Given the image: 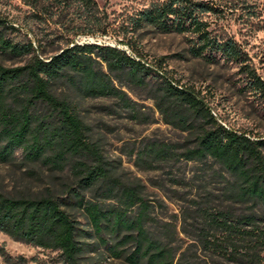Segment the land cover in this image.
I'll use <instances>...</instances> for the list:
<instances>
[{
	"label": "trees",
	"instance_id": "obj_1",
	"mask_svg": "<svg viewBox=\"0 0 264 264\" xmlns=\"http://www.w3.org/2000/svg\"><path fill=\"white\" fill-rule=\"evenodd\" d=\"M62 1L68 7L76 5L93 21L95 30L87 35L106 33L94 0H22L36 11L45 7L44 2ZM214 11L193 0H162L139 12L135 25L191 34L193 57L208 62L220 57L240 65L249 85L264 100V81L245 64L239 45L213 36L202 18ZM16 31L18 27L0 13V54L11 58L34 54L23 66L0 65V166L15 165L21 152V166L39 165L59 173L69 168L72 180L59 190L48 188L40 194H12L0 187V233L56 252L58 264H99L101 248L124 264H196L185 253L177 258L173 248L151 236L146 228L149 205L137 186L122 180L119 167L105 159L92 129L71 101L53 90L62 83L83 99L113 98L132 109L133 102L116 82L147 89L155 81L150 98L165 123L186 137L183 144L147 143L137 153V165L184 160L219 166L227 200L247 207L249 213L237 216L200 207L204 226L195 240L204 250L228 260L261 264L264 216L258 210L264 208V138L225 126L198 93L161 76L133 47L136 56L106 45L68 44L57 54L41 58L39 46L10 37ZM135 209L137 214L132 216ZM73 213H83L91 234ZM0 258L4 264L43 263L12 256L4 245Z\"/></svg>",
	"mask_w": 264,
	"mask_h": 264
},
{
	"label": "rangeland",
	"instance_id": "obj_2",
	"mask_svg": "<svg viewBox=\"0 0 264 264\" xmlns=\"http://www.w3.org/2000/svg\"><path fill=\"white\" fill-rule=\"evenodd\" d=\"M94 1L105 34L87 35L95 30L93 21L76 5L68 7L67 1L44 2L45 7L36 11L22 0H3L0 13L18 27L10 37L22 44L39 46L41 58L57 54L68 44L106 45L136 56L133 47L161 76L198 93L225 126L264 138V100L249 85L240 65L220 57L215 62L193 57L189 52L194 40L191 34L162 33L151 26L139 28L135 25L139 12L162 0ZM193 1L216 9L202 16L212 35L233 39L245 55V64L264 81V0ZM33 55L11 58L0 54V65L6 68L23 66ZM123 84L116 82L133 102L132 109L113 98L83 99L62 83L53 90L55 95L71 101L80 118L92 129V138L102 149L105 159L119 167L122 180L137 186L149 205L146 228L153 238L173 248L177 258L185 253L186 258L196 264H247L204 250L195 240L204 226L200 207L237 216L249 213L247 207L227 200L226 181L219 166L212 161L202 165L184 160L152 167L137 165V153L147 143L183 144L186 136L166 124L155 107L150 98L155 81L147 89L125 81ZM17 158L15 165L0 166V187L8 193L40 194L48 188L59 190L72 180L69 168L59 173L39 165L24 167L20 165L21 152L17 153ZM137 211L135 209L132 216ZM82 214L73 213L81 222V228L91 234L92 229ZM258 214L264 216V208L259 209ZM253 239L256 242L257 238ZM1 245L12 256L37 258L42 264H58L56 252L14 241L2 233ZM260 248V263L264 264V247ZM99 252L102 254L99 264H124L104 248ZM0 264H4L1 258Z\"/></svg>",
	"mask_w": 264,
	"mask_h": 264
},
{
	"label": "water",
	"instance_id": "obj_3",
	"mask_svg": "<svg viewBox=\"0 0 264 264\" xmlns=\"http://www.w3.org/2000/svg\"><path fill=\"white\" fill-rule=\"evenodd\" d=\"M71 46H73V45H71ZM71 46H70V47H71Z\"/></svg>",
	"mask_w": 264,
	"mask_h": 264
}]
</instances>
